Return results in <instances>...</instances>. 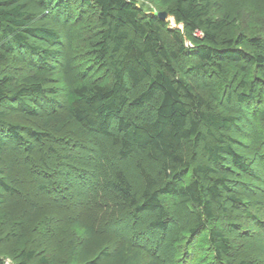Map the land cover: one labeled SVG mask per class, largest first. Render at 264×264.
Masks as SVG:
<instances>
[{"label": "trees", "instance_id": "trees-1", "mask_svg": "<svg viewBox=\"0 0 264 264\" xmlns=\"http://www.w3.org/2000/svg\"><path fill=\"white\" fill-rule=\"evenodd\" d=\"M35 2L50 9L55 16L71 18L72 0H0V165L5 161L4 134L13 141H22L21 127L5 121L7 111L34 116L36 108L44 104L55 107L58 103L55 90L45 85V72L53 69L49 62L59 54L54 46L61 44V36L56 28L34 24L38 15L31 5ZM81 4L96 12L100 30L97 39L90 42L91 53L100 68L109 70L110 81H86V74L81 73L79 81L69 85L63 94L68 118L86 131L111 137L120 146L122 158L144 151L160 162L161 172L167 175V181L157 184L153 175L142 167L145 188L136 193L126 175L116 170L107 186L135 213H156L150 222L154 228L167 226L168 213L161 201L167 195L191 202L201 208L204 220L212 219L214 204L229 191L223 167L226 156L240 172L253 176L247 156L237 151L230 143L232 139L224 134L237 128L238 115L224 109L217 112L213 104L221 102L222 98L229 99L230 90L240 88L236 98L240 102H258L261 109L257 117L264 122L263 39L257 35L228 37L224 31L228 17L213 18L210 0H165L162 3L163 11L182 23L181 32L169 31L165 20L144 12L134 0H81ZM164 32L169 33L174 48L164 38ZM30 39H37L43 45ZM185 40L190 45H186ZM15 52L24 54V64L29 68L18 79L7 75L3 69L7 59L17 60ZM105 60H109L108 65ZM240 62L244 64L239 67ZM12 63L16 67L18 61ZM255 71L259 73L260 95L254 94ZM189 76L215 78L213 91L204 96ZM10 84L12 86L8 87ZM200 87L205 91L209 89L205 84ZM131 89H135L133 93ZM128 107L141 111L139 121L126 118L123 113ZM113 124L120 134H113ZM212 131L219 135L213 143H207V133ZM23 132L25 142H42L44 135L47 136L30 127ZM186 141L202 144L212 166H192L181 155ZM27 150L32 151V145ZM188 171H192V179L183 183L182 178ZM39 189L43 192L45 187L40 184ZM5 193L18 195L20 191L8 182L0 169V205L5 202ZM226 196L236 207L241 206L239 197L228 193ZM34 205H29L28 211L36 210ZM248 216L256 218L249 212ZM95 220L94 216L90 223H76L84 233L79 254L85 256L83 260L90 259L91 264L99 260H109L110 264L139 262V253L126 243L113 254L106 251L109 240L102 236V231H96ZM256 224L264 228L263 221ZM190 231L195 235L193 248L197 260L202 264H231L225 259L231 252L229 239L223 232L208 230L201 219ZM207 247L213 253L205 259ZM37 254L34 248H23L16 256L17 264H30ZM0 264H5L1 257ZM239 264L249 263L242 260Z\"/></svg>", "mask_w": 264, "mask_h": 264}, {"label": "rangeland", "instance_id": "rangeland-1", "mask_svg": "<svg viewBox=\"0 0 264 264\" xmlns=\"http://www.w3.org/2000/svg\"><path fill=\"white\" fill-rule=\"evenodd\" d=\"M134 1L146 13L165 10L161 7L165 0ZM72 2L69 19L53 15L38 2L31 5L38 15L34 24L53 27L60 32L61 44L54 46L59 54L49 62L53 69L45 72V85L55 90L58 103L55 107L44 104L36 108L34 116L7 111L5 121L21 127L22 141H13L3 133L5 161L0 169L8 182L20 191L18 195L3 194L5 202L0 205V257L4 263L17 264L18 252L30 247L38 253L30 264H91L90 259L83 260L85 256L79 255L84 233L76 223H90L91 217L95 216L96 231H102V236L109 240L105 250L113 254L123 243L130 245L140 255L139 262L132 264H202L197 260L193 248L195 235L190 231L198 219L203 220L208 230H219L228 237L231 253L225 259L231 264H239L242 260L249 264H264V228L256 224L257 221L264 223V122L257 117L261 105L240 102L236 98L240 88L230 90L229 99L222 98L221 102L213 104L217 112L224 109L238 115L237 128L224 134L232 139L230 143L237 151L247 156L253 176L240 172L226 156L223 167L227 172L229 191L214 204L212 219L204 220L201 208L191 202L167 195L161 199L168 213L165 217L167 226L165 229L151 227L150 222L156 213H135L125 200L109 189L107 183L119 170L126 175L133 191L140 193L145 188L142 167L153 175L157 184L167 181L160 162L151 159L144 151H135L122 158L120 146L111 137L86 131L67 116L63 94L69 85L79 81L81 73L86 74V81H110L109 70L100 68L91 53L90 42L97 39L100 30L96 12L81 4V0ZM210 2L213 18L228 17L224 30L228 37L237 39L257 35L264 41V0ZM164 20L169 31H182V23L176 22L172 15L168 14ZM163 35L174 48L169 33ZM30 41L43 45L37 39ZM185 42L190 45L188 40ZM15 55L17 60L7 59L3 69L7 75L18 79L29 68L24 64L26 57L23 53L15 52ZM12 61H18L16 67ZM108 61L105 60L106 64ZM243 64L240 62L238 66ZM1 71L0 68V76ZM254 75V94L260 95L259 73L255 71ZM189 80L196 83L204 96L213 91L215 78L189 76ZM203 84L208 86L207 91L200 87ZM134 90L131 89V93ZM123 114L134 121L141 117V111L133 107H128ZM26 127L43 131L47 136L44 135L42 142H25L27 138L23 131ZM111 130L113 134H120L115 124ZM204 130L202 128L205 133ZM218 135L215 131L207 133L205 141L213 143ZM29 145H32V151L27 150ZM181 155L192 166H212L202 144L184 142ZM190 179L192 171H188L182 182ZM40 184L45 187L43 192L39 189ZM227 193L239 197L241 206L232 204ZM31 204H35L36 210L30 212L28 207ZM248 212L256 218L251 219ZM90 250L94 249L91 247ZM212 251L210 247L205 248V259L212 256ZM97 264L110 262L99 260Z\"/></svg>", "mask_w": 264, "mask_h": 264}, {"label": "water", "instance_id": "water-1", "mask_svg": "<svg viewBox=\"0 0 264 264\" xmlns=\"http://www.w3.org/2000/svg\"><path fill=\"white\" fill-rule=\"evenodd\" d=\"M155 14L160 18V19H166V17L168 16V13L166 11H159V12H155Z\"/></svg>", "mask_w": 264, "mask_h": 264}]
</instances>
